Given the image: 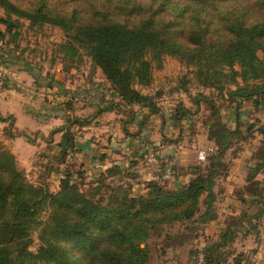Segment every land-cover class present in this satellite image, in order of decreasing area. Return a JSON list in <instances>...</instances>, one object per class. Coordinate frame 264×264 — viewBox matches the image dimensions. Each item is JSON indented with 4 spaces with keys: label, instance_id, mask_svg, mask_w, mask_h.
<instances>
[{
    "label": "trees",
    "instance_id": "obj_1",
    "mask_svg": "<svg viewBox=\"0 0 264 264\" xmlns=\"http://www.w3.org/2000/svg\"><path fill=\"white\" fill-rule=\"evenodd\" d=\"M15 1L0 0V6L10 15L29 20L33 27L49 23L61 28L66 35L59 46L64 56L80 59L83 51L128 109L161 114L155 99L142 89L153 83V63L161 68L166 57L184 59L188 67H195L196 82L205 90L222 94L225 79L235 84L236 88L228 90V99L235 103L239 125L234 130L219 122L210 125L208 140H223L207 166L191 167L192 179L179 188L148 181L145 194L132 196L128 191L117 208L94 202L87 192H81L78 181L84 175L75 177L70 170L63 173L57 194L29 184L14 157L0 149V264H148L149 249L142 245L151 231L158 225L190 222L200 211L203 196L206 212L202 218L207 219L214 210L221 159L233 145L228 141L254 133L253 125L241 129L240 113L248 102L255 108L264 106V0ZM18 23L0 17V24L6 27L5 32L0 30V41ZM186 86L176 93L187 94ZM209 104L215 111V103ZM178 105L182 111L177 106L173 120L178 124L186 117L192 121L193 113ZM0 121L6 120L0 115ZM75 145L76 136L67 131L58 155L64 159ZM263 167L264 157L255 174ZM94 184L96 188L89 194L100 191L102 182ZM251 193L261 197L264 188ZM44 212L49 214L41 234L44 244L35 254L29 250L31 233ZM229 229L223 237L232 236ZM213 246L203 264L220 260L215 257V247L222 246Z\"/></svg>",
    "mask_w": 264,
    "mask_h": 264
},
{
    "label": "rangeland",
    "instance_id": "obj_2",
    "mask_svg": "<svg viewBox=\"0 0 264 264\" xmlns=\"http://www.w3.org/2000/svg\"><path fill=\"white\" fill-rule=\"evenodd\" d=\"M18 4L23 8L27 6L20 5V2ZM65 8L69 9L70 5ZM0 17L19 22L18 27L0 41V57L4 56L3 61L0 59V90L8 92L19 87L26 91L29 88L23 84L32 83L34 79L40 85L38 93L35 90L26 91L31 106H36V110L41 113L43 104H47V111L43 112L46 116L35 115L40 123L31 138L17 137L24 131H16L18 127L15 130L14 120L7 119L5 127L0 123V149L8 151L14 157L17 168L23 173L26 181L37 188L57 194L63 173L70 170L75 177H78L79 173L84 175L83 179L78 181L81 192H87L94 202L117 208L125 201L128 191L132 196L146 193V181L141 183V191L136 192L140 175L148 176L145 171L157 167L162 171V175H156L150 181L167 185V181L175 176L192 174L193 166H207L210 155L219 148L223 138L219 140L215 137L214 140H209V144L202 142L200 145H205L201 149L191 151L189 148L203 140L198 133H208L207 137L210 138L209 128L213 122H219L232 130L239 125L237 119L235 121V103L228 99V90L236 88L229 78L224 80L225 90L222 94L205 90L196 82L195 67H188L184 59L166 57L161 68L153 63V83L150 87L142 89V92L152 96L160 107L161 114L156 115L158 126L145 124L146 128H153L149 137L151 141L144 142L134 158L128 157L127 163H122L125 167L121 170L120 123L130 121L132 110L120 108V99L83 51L80 59L69 60L64 56L59 46L65 43L66 35L61 28L49 23L33 27L29 20L10 15L1 6ZM0 30L5 32L6 27L0 24ZM239 82L241 83L240 79ZM184 84L187 85L188 93H176ZM140 88L138 86V89ZM65 92L70 95L66 96ZM158 94L161 96L158 97ZM183 102L193 113V120L188 121L186 117L181 120L184 123H176V128H185L187 131L183 138L168 139L164 135L170 130L166 121L173 120L177 106L178 112L181 113L178 104ZM209 102L215 103V111ZM59 107L61 114L57 110ZM102 108L114 109L105 115L104 122L100 124L96 117L103 113ZM139 110L137 109V112ZM215 112L218 114L215 115ZM135 114L134 111L133 115ZM163 114H166V119ZM240 114L243 118L241 129L246 130L253 125L254 133L249 136L237 135L228 141L233 145L221 159L223 166L216 180L214 210L211 215L205 216V220L202 218L206 212V196H203L199 205L200 211L196 212L190 222L156 226L146 244L142 245L143 248L147 245L149 249L148 264H203L208 248L214 247L215 244L222 246L215 247V257L220 259L216 264H264V193L261 197L251 193L255 189L264 188V167L255 174L264 157V136L261 134L264 131V106L252 111L245 108ZM219 119L221 121H218ZM41 121L47 123L43 124ZM13 130L15 131L12 132ZM67 131L78 137L89 132L90 142L95 146H77L78 151L74 147L72 153L64 159L61 158L58 155V145ZM161 134V143L172 142L171 146L167 147L170 150L165 154H158V144H152ZM98 142L105 146L112 143L108 146L112 149L108 151L99 148ZM53 143L58 145L54 147ZM84 148L96 153L95 156H86L88 150ZM201 153L206 157L203 162L200 161ZM104 161L110 166L106 171L102 170ZM162 165L167 167L162 168ZM109 170L114 174H110ZM97 180L102 182V186L93 196L95 193H89L95 190L94 183ZM82 183L84 185H81ZM243 200L248 203L242 204ZM48 215L44 212L32 229V244L29 248L32 253L37 254L44 244L41 234ZM228 228L233 232L232 236L223 237Z\"/></svg>",
    "mask_w": 264,
    "mask_h": 264
},
{
    "label": "crops",
    "instance_id": "obj_3",
    "mask_svg": "<svg viewBox=\"0 0 264 264\" xmlns=\"http://www.w3.org/2000/svg\"><path fill=\"white\" fill-rule=\"evenodd\" d=\"M23 85H25L26 87L29 88L28 90H26L28 92H30L31 90H35V92L37 91V93L39 92V85L37 84V81L34 80V79H33L32 83L31 82H26ZM26 91L21 89V88H19V87L15 88V89H12V90H10L8 92H4V90H0V115H1V117L3 119L6 120L5 122H0V123L3 124V126L5 127L6 122H8L7 119L8 120H14V122H15V124H14L15 130L18 127L19 130L17 129L16 131H19V132L24 131L25 132V133L24 132L20 133L19 135H17V137L18 138H24V139L25 138L26 139L27 138H31L33 133H34V131H36V128L38 127V124L40 123V120L35 115L39 116L41 114V116H46L45 113H43V112H44V110L47 111V104H43V112H41V113L39 112V110H36L37 109L36 106H31L32 104H30V101L28 99L30 97H29L28 92H26ZM69 95L70 94H68V96ZM25 103H27V104H25ZM180 104H183V106L185 108L190 109L188 106H186L184 104V102L180 103ZM245 105H248V106H245ZM120 108L121 109L123 108V106L121 104H120ZM245 108H247L248 110L252 111L255 107H254L252 102H248V103L244 104V109ZM106 109L107 108H102L103 113L96 117L97 122L100 123V124L102 122H104V119L106 118L105 115L109 114L110 112H113L114 108H112L111 110H106ZM137 109H139V108L136 107L132 111H130L131 112V117L129 118L130 121H128V122H121L120 121L121 122L120 123V169L121 170L125 167V166H123L122 163H124V164L127 163L126 160H127L128 157L130 159L134 158L136 156V154L138 153L139 149H141L140 146L144 142L151 141L149 137H150V135L152 133L153 128L152 129L146 128L147 125H145V124L147 123L151 127L152 126H154V127L158 126V122H156L157 121L156 115H148L146 113V111H144V110H139L137 112ZM134 111L136 112L135 115H133ZM163 115H164V117L166 119V116H165L166 114H163ZM248 115H250V112H249ZM41 122L43 124L47 123V121H41ZM182 122L184 123V121H182ZM129 123H130V126H129ZM166 124H167V126H168V128L170 130H169V133L168 132L164 133V135H166V137L168 139L172 140L174 137L175 138H178V137L181 138L182 136L184 137L185 132H187V131H185V128H181V127H180L181 129L180 128H176V122L174 120L168 119L166 121ZM15 130H13L12 132H14ZM84 130H85V128H84ZM85 131H87V130H85ZM134 133H136V134H134ZM41 134H42V132H41ZM199 135L201 137H203L202 138L203 140L200 141V142H196L194 146L189 148L191 151H194L197 148L201 149V147L203 145H205L204 143H208V144L210 143V141L208 140V137H207L208 133L207 134L198 133V136ZM161 136L163 137V135L161 134L159 136L158 140L153 141L152 144L153 145L158 144V146H157L158 154H160V153L165 154L166 151L170 150L167 147H170L172 142L171 141L170 142L166 141L168 143H166V142L161 143L162 142ZM90 139H91V136H90L89 132L82 133V137L76 136L75 148L77 149L79 146L81 148H83V147H85L88 144L93 145V143L90 142ZM202 142H204V143L202 145H200V143H202ZM98 143H99V148L106 149L108 151H109V149H112V147H110V148L108 147L112 143H110V145L108 143V144H106V146L105 145H101L100 142H98ZM53 144H54V147H56V145H58V144H55V143H53ZM93 146H95V145H93ZM99 148H98V145H97V149H99ZM84 149H86V148H84ZM186 149H188V148H186ZM86 150L89 151V152L87 151L88 154H85L86 156H88V157L89 156L90 157H94L95 156L94 154H96V153L91 152L89 148H87ZM77 151H78V149H77ZM108 151H107V153H108ZM158 158H159V155H158ZM86 159H88V158H86ZM106 160H107V156H106ZM108 160H110V158ZM175 163H177V162H175ZM107 164L108 163H105V161H104V163L102 165L103 166L102 170L106 171L107 168L110 167ZM137 166H139V165H137ZM163 167L166 168L167 165H162V168ZM154 168L155 169H153L151 171H145V172L148 173L147 177H145V176L142 177L140 175L139 180H138V184H139L138 188L136 187V189H138V190L136 192H140L141 191V186H142L141 183H143V181L144 182L145 181L148 182V181H150V179H153L154 176L162 175V173H161L162 171H159L157 169V167H154ZM163 172H164V170H163ZM159 173H161V174H159ZM89 179H91V178H89ZM191 179H192V174H190L188 176L184 175L183 177L182 176H179V177L175 176L173 179L168 180L166 184L169 187L179 188V187L187 185L190 182Z\"/></svg>",
    "mask_w": 264,
    "mask_h": 264
},
{
    "label": "built area",
    "instance_id": "obj_4",
    "mask_svg": "<svg viewBox=\"0 0 264 264\" xmlns=\"http://www.w3.org/2000/svg\"><path fill=\"white\" fill-rule=\"evenodd\" d=\"M206 157H205V154L204 153H201L200 154V161H205Z\"/></svg>",
    "mask_w": 264,
    "mask_h": 264
}]
</instances>
